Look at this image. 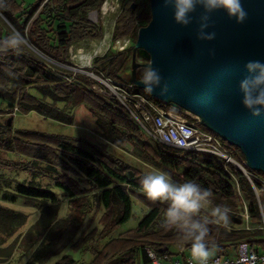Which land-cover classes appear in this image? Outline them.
Listing matches in <instances>:
<instances>
[{
  "label": "trees",
  "instance_id": "trees-1",
  "mask_svg": "<svg viewBox=\"0 0 264 264\" xmlns=\"http://www.w3.org/2000/svg\"><path fill=\"white\" fill-rule=\"evenodd\" d=\"M104 1L29 0L26 4L24 0H0V14L6 20L0 16V101L8 104L9 112L14 108L20 113L35 111L68 125H77L81 119L88 118L99 126L104 140L87 142L58 134L15 129L8 124L10 119L0 124V150L16 151L28 159L15 162L11 168L47 175L76 212L73 219L60 218L56 193L18 183L15 194H3L6 200L14 202L17 197H23L44 204L37 221L21 237L23 250L29 252L35 247L33 257L44 263L68 246L86 245L89 237L98 242L107 239L104 249L95 253L91 264H144L149 261L147 250L164 256L171 254L172 247L177 244H183L189 251L190 244L183 240L182 234L163 223L167 202L148 198L139 183L143 174L114 154L112 146L125 148L130 145L144 162L209 189L213 205L223 204L230 210L240 211L244 202L251 219L260 223L261 214L253 189L233 164L206 153L169 148L156 141L146 142L138 124L117 100L94 92L91 78L64 67L68 64L70 46L87 39L102 38V27L92 22L89 14L98 11ZM149 20V7L138 14L128 8L115 22L112 38L129 35L135 43L138 29ZM13 32H19L26 42L18 49L5 48L4 42ZM122 55L123 52L115 56L106 54L105 58L109 59L102 71L126 82L117 73ZM140 73L137 71L136 76ZM137 91L150 96L142 89L137 88ZM155 101L162 107L168 106ZM58 103H63L64 108H57ZM68 105L71 111L66 107ZM221 141L234 152L236 159L243 157L236 146ZM257 173L264 177L262 172ZM235 180L242 197L236 193ZM83 182L89 183L90 187L83 186ZM92 191L103 209L99 228L79 235L77 228L89 214L87 196ZM133 199L138 200L146 212L133 229L112 237L111 233L133 216ZM204 216L209 219L207 239L210 247L215 246V254L232 252L240 241L247 242L258 253L264 249L260 228L245 229L235 223L217 224L202 209L200 217ZM24 217L0 207V232L12 236ZM229 220L232 221L230 216ZM74 235L78 237L73 242ZM40 236L48 240L46 249L37 248ZM73 263L68 254H63L53 264Z\"/></svg>",
  "mask_w": 264,
  "mask_h": 264
},
{
  "label": "water",
  "instance_id": "water-1",
  "mask_svg": "<svg viewBox=\"0 0 264 264\" xmlns=\"http://www.w3.org/2000/svg\"><path fill=\"white\" fill-rule=\"evenodd\" d=\"M148 3L150 20L138 29L133 47L147 55L168 84L167 93L160 95L156 88L150 96L198 117L202 126L236 146L250 169L264 174V115L254 116L242 105L238 87L248 61L264 60V0H244L249 17L243 24L222 10L212 13L215 23L208 30L217 35L211 41L197 39L195 20L181 26L161 0ZM210 49H215L214 56ZM136 68L133 63L131 81L143 90Z\"/></svg>",
  "mask_w": 264,
  "mask_h": 264
},
{
  "label": "rangeland",
  "instance_id": "rangeland-1",
  "mask_svg": "<svg viewBox=\"0 0 264 264\" xmlns=\"http://www.w3.org/2000/svg\"><path fill=\"white\" fill-rule=\"evenodd\" d=\"M24 1L26 4L29 2V0ZM105 3H107V10L104 12L103 5ZM132 4H134L133 8H131ZM147 7H149L148 0H105L98 11H92L89 14L90 20L102 27V38L99 40H83L70 46L68 49L69 60L66 68H74L76 70L87 69L89 71L93 70L94 72L102 71V67L109 59L105 58L106 54L115 56L120 52H123L120 62L117 65V73L120 79L127 81L131 79L133 63L137 65L136 72H141L143 67L149 62L147 55L140 53L139 50L134 48L127 49L130 46H134L133 39L129 35L119 38L124 41L125 48L117 49V39L112 38V32L118 17L126 9L131 8L132 12L138 14L141 10ZM0 16L5 20L1 14ZM124 43H121L120 46H124ZM56 107L62 109L64 108V104L58 103L56 104ZM66 107H68L70 111L72 110L70 105ZM9 119L11 127L15 129H23L45 134H58L69 138L83 139L87 142H90L93 139L95 141H104L101 137V129L99 126L91 122L88 118L81 119L77 125H68L52 118L44 117L35 111L20 113L14 108L13 112H9L8 104L0 101V124H4ZM143 139L146 142L152 143V140L145 136H143ZM112 151L125 162L137 168L140 174H144L146 171L152 169H158L155 166L144 162L138 156L136 150L130 145H126L125 148L112 146ZM27 160L28 159L25 156L18 154L16 151L0 150V207L25 216L23 223L17 228L12 236H7L0 232V264H53L63 254H68L70 258L73 259V264H91L95 253L104 249L103 247H105L107 239L98 242L89 237L86 245H82L78 248H71V246H68L62 253L50 256L44 263L36 261L33 257L32 252L35 247L29 252L23 250L24 244L21 237L37 221L44 204L41 201L23 197H17L14 202L6 200L3 197V194H15V189L18 183L43 187L56 193L59 197L58 215L60 218L73 219L76 213L72 208L71 203L63 197L61 191L54 186L53 180L47 175H35L30 172L17 171L11 168V165L15 162H25ZM169 176L174 182L185 181L181 178L174 177L171 174H169ZM82 185L86 188L90 187V184L87 182H83ZM87 197L89 214L83 222L78 225L77 233L79 235L86 234L95 227L99 228V219L103 211L97 203L94 191L90 192ZM132 204L133 216L127 222L119 225L116 230L111 233L112 237L133 229L142 215L146 212V208L138 200L133 199ZM212 206L214 205L211 204L208 209H204L210 215V208ZM249 222L250 226L253 228H259L261 225L255 219H251ZM231 223L234 222H230L229 220L227 225H231ZM240 225L244 226L245 224L240 222ZM77 237L78 235L72 236L73 242ZM48 245V240L44 239L43 236H40L37 242V248L43 250L46 249ZM172 251H176L175 246L172 247ZM136 260H138L137 256Z\"/></svg>",
  "mask_w": 264,
  "mask_h": 264
},
{
  "label": "clouds",
  "instance_id": "clouds-1",
  "mask_svg": "<svg viewBox=\"0 0 264 264\" xmlns=\"http://www.w3.org/2000/svg\"><path fill=\"white\" fill-rule=\"evenodd\" d=\"M162 6L171 7L175 23L187 27L194 20L198 23L197 39L211 41L217 33L208 29L213 28L212 13L223 11L238 24H243L249 17V11L244 0H161ZM202 11L194 16L197 9ZM26 41L19 32H13L4 42L5 48L18 49ZM209 54L214 56L215 49ZM247 74L239 81L242 105L254 116L264 115V60H250L246 64ZM138 82L143 85L145 93L151 95L159 88V94L168 91V84L158 68L149 61L138 76ZM139 183L153 201L167 202L163 223L176 228L185 242L190 244V255L194 264H209L215 246H209V219L200 217L202 209H208L212 204V193L200 184L187 180L174 182L169 174L163 170L152 169L146 171L139 179ZM215 223L227 225L230 208L223 204H216L210 208Z\"/></svg>",
  "mask_w": 264,
  "mask_h": 264
},
{
  "label": "built area",
  "instance_id": "built-area-1",
  "mask_svg": "<svg viewBox=\"0 0 264 264\" xmlns=\"http://www.w3.org/2000/svg\"><path fill=\"white\" fill-rule=\"evenodd\" d=\"M121 43H124V41L116 40L117 49L125 48V43L124 46H120ZM71 69L74 73H82L91 78V89L94 92L117 100L150 140L159 142L169 148L206 153L223 160L225 163L233 164L248 180L253 189L261 214L259 228L263 232L262 238L264 241V177L257 171L250 169L246 165L244 157L239 156L240 159H236L234 152L222 143L218 135L202 126L198 117L181 107L160 106L151 96H146L137 91V87L131 80L120 81L110 77L103 71ZM254 181H257L258 184ZM235 183L236 193L242 197L236 180ZM229 214L230 217L240 218L241 223L245 224L242 226L245 229L253 228L250 226L251 217L244 202L242 210H230ZM175 247L176 251L164 256H159L147 250L149 261L144 264H194L190 251H187L183 244H177ZM209 264H264V249L258 253L247 242L240 241L232 252L214 253L209 259Z\"/></svg>",
  "mask_w": 264,
  "mask_h": 264
},
{
  "label": "bare ground",
  "instance_id": "bare-ground-1",
  "mask_svg": "<svg viewBox=\"0 0 264 264\" xmlns=\"http://www.w3.org/2000/svg\"><path fill=\"white\" fill-rule=\"evenodd\" d=\"M107 10V3H105L104 5H103V11L105 12ZM101 42H103V41H101Z\"/></svg>",
  "mask_w": 264,
  "mask_h": 264
}]
</instances>
